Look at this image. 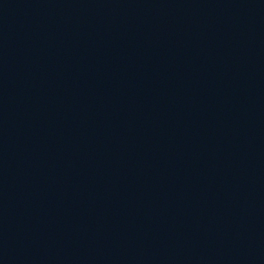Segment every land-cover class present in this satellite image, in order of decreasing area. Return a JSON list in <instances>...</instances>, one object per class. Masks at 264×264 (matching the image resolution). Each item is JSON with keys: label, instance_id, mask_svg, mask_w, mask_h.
<instances>
[{"label": "water", "instance_id": "water-1", "mask_svg": "<svg viewBox=\"0 0 264 264\" xmlns=\"http://www.w3.org/2000/svg\"><path fill=\"white\" fill-rule=\"evenodd\" d=\"M0 264H264V0H0Z\"/></svg>", "mask_w": 264, "mask_h": 264}]
</instances>
